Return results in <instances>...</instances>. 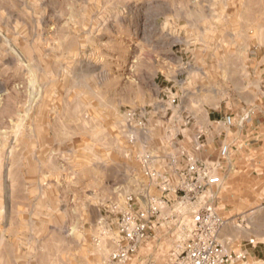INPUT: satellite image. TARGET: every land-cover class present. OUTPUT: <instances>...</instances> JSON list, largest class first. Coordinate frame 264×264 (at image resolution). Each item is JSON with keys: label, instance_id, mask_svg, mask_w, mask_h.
Returning <instances> with one entry per match:
<instances>
[{"label": "rangeland", "instance_id": "374dc122", "mask_svg": "<svg viewBox=\"0 0 264 264\" xmlns=\"http://www.w3.org/2000/svg\"><path fill=\"white\" fill-rule=\"evenodd\" d=\"M263 112L264 0H0V125L39 153L0 166V264H115L120 213L154 205L120 264H171L203 203L188 158L264 154V132L227 134Z\"/></svg>", "mask_w": 264, "mask_h": 264}, {"label": "crops", "instance_id": "0c3cea01", "mask_svg": "<svg viewBox=\"0 0 264 264\" xmlns=\"http://www.w3.org/2000/svg\"><path fill=\"white\" fill-rule=\"evenodd\" d=\"M7 121L9 123L0 125V166L3 167V172H6L5 167L11 163L23 165L27 159L36 161L39 156L38 149H14L15 130L19 123L12 116ZM212 121H218V118ZM234 127V131L231 127L232 130L229 129L227 134L239 132L242 137L261 138L264 132V112L258 118L254 116L240 119ZM209 150L206 152L207 157L214 159V152ZM253 150L245 149L244 145H237L232 149L230 147L221 161L223 165L219 166L220 175L214 173L219 175L220 183L210 185L194 200L203 202L202 205H213L224 218L225 222L218 231V240L227 252L241 256L230 264H264V154L260 149H256V152ZM186 165L180 172L181 184ZM153 232L152 225L143 242L151 240ZM174 255H169L167 262L173 264Z\"/></svg>", "mask_w": 264, "mask_h": 264}, {"label": "built area", "instance_id": "2783aa9c", "mask_svg": "<svg viewBox=\"0 0 264 264\" xmlns=\"http://www.w3.org/2000/svg\"><path fill=\"white\" fill-rule=\"evenodd\" d=\"M170 101L175 103L177 97L172 95ZM227 125L233 124V117L228 114L223 119ZM228 152L226 145L220 149V154L225 156ZM181 190L184 195L196 199L210 185L220 183V177L210 171L204 164L188 158V163L183 173ZM157 206H151L148 210L134 209L130 207L120 213L117 221L118 247L111 255V261L120 264L128 261L135 255L139 246L148 236L152 225V217L157 215ZM193 226L182 251L177 255L173 264H230L239 254L227 252L218 240V231L224 224V218L208 203L202 205L192 217Z\"/></svg>", "mask_w": 264, "mask_h": 264}]
</instances>
